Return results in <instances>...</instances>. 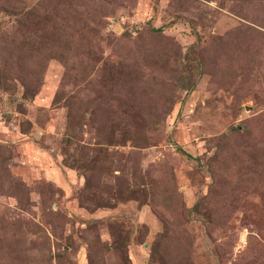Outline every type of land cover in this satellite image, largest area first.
<instances>
[{
    "label": "rangeland",
    "instance_id": "1",
    "mask_svg": "<svg viewBox=\"0 0 264 264\" xmlns=\"http://www.w3.org/2000/svg\"><path fill=\"white\" fill-rule=\"evenodd\" d=\"M0 264H264V0H0Z\"/></svg>",
    "mask_w": 264,
    "mask_h": 264
}]
</instances>
